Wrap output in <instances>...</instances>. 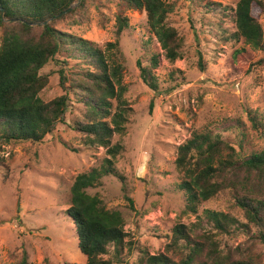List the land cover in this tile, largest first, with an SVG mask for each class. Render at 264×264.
I'll return each instance as SVG.
<instances>
[{"label": "rangeland", "instance_id": "374dc122", "mask_svg": "<svg viewBox=\"0 0 264 264\" xmlns=\"http://www.w3.org/2000/svg\"><path fill=\"white\" fill-rule=\"evenodd\" d=\"M165 1L174 5L168 21L183 38L182 58L174 63L166 59L149 29L145 11L127 12L129 28L123 33L120 46L125 57L123 82L128 87L125 99L133 112L126 134H116L112 140L113 145L125 147L116 162L125 182L108 176L103 178L102 186L88 191L98 195L107 209L119 210L135 245L151 254L164 250L178 224L199 223L200 227L211 229L209 223H202L186 211L185 195L178 189V147L196 130L232 137V121L248 122V110L264 112V53L252 50L243 40H227L236 32L233 16L240 0ZM209 2L226 7L230 16L210 7ZM117 9L116 0H89L78 14L56 21V27L105 49L107 43L115 40ZM259 19L264 23V13ZM102 20H106L104 26ZM4 22L8 21L4 18ZM243 48L251 50L253 57L240 63L233 55ZM153 55L159 56L155 71L158 91L143 83L137 64L141 61L142 66L148 65ZM200 59L204 71L198 66ZM69 67L76 78L80 68L75 62ZM57 69L56 63L51 62L43 70L50 76L48 87L40 94L46 102L66 92L60 86ZM68 92V107L43 143L3 145L0 151L9 166L7 170L0 167V264L87 262L66 211L71 206V188L77 176L99 168L109 155L106 148L89 147L86 137L76 131L86 109L73 89ZM113 102L115 110L117 102ZM256 144L257 150L264 148L263 142ZM235 195L231 188L219 193L199 208L200 216L203 218V212L210 210L249 224L236 205ZM250 227L253 234L259 230L252 224ZM218 240L226 250L248 252L253 248L264 264L261 241L254 240V246L243 232L219 235ZM138 255L136 251L130 261Z\"/></svg>", "mask_w": 264, "mask_h": 264}, {"label": "trees", "instance_id": "16d2710c", "mask_svg": "<svg viewBox=\"0 0 264 264\" xmlns=\"http://www.w3.org/2000/svg\"><path fill=\"white\" fill-rule=\"evenodd\" d=\"M0 1L8 21L4 22L0 16V151L3 145L43 143L62 119L71 88L86 109L84 119L76 124V131L86 137L89 147L106 148L109 155L99 168L77 176L71 188V206L66 211L75 225L86 264H261L262 257L253 248L248 252L226 250L218 236L243 232L250 236L254 246V240L264 243V148L255 147L256 141L264 143V112L248 110V122L232 121V137L225 138L224 134L211 130H196L178 147L175 162L181 174L178 189L185 195L186 211L202 223H209L211 229L200 227L199 223L178 224L173 228L171 241L157 254L135 245L125 229L123 214L107 209L98 195L88 192L102 186L103 178L108 176L125 182V177L116 169L117 159L125 147L113 145L112 140L116 134H126L133 112L125 99L128 87L123 82L125 57L120 46L121 37L129 28L127 12H146L151 33L166 59L174 63L182 58L184 46L183 38L168 21L174 5L165 0H116L115 40L102 49L56 27V21L78 14L89 0H80L79 6L76 5L79 0ZM73 5L74 9L69 11ZM208 5L230 16L221 4L209 2ZM262 13L264 0H240L233 16L236 32L227 40H243L252 50L264 53V23L259 19ZM51 19L54 20L45 24ZM105 21L102 20V26ZM252 54L243 48L233 56L245 63L252 59ZM51 62L56 63L60 86L66 92L46 102L40 94L50 83V76L43 70ZM71 62L80 68L76 78L70 73ZM137 64L143 83L158 91L155 71L159 56H151L148 65L142 66L141 61ZM198 66L205 70L202 59ZM113 101L117 102L115 110ZM0 167L9 169L1 154ZM228 188L235 191L236 205L249 224L210 210L203 212V218L200 216L199 208ZM250 224L259 230L253 234ZM136 251L139 255L131 262Z\"/></svg>", "mask_w": 264, "mask_h": 264}, {"label": "water", "instance_id": "95a60500", "mask_svg": "<svg viewBox=\"0 0 264 264\" xmlns=\"http://www.w3.org/2000/svg\"><path fill=\"white\" fill-rule=\"evenodd\" d=\"M79 4H80V0H79V2H78L76 5L79 6ZM73 7H74V5L71 6V7L69 8V11H70L71 9H73ZM4 14H5V10L3 9L2 4H1V1H0V16H1V18H2L3 20H4ZM59 16H61V15H59ZM59 16H58V17H59ZM53 20H54V19H51V20L47 21L45 24H49V23H51Z\"/></svg>", "mask_w": 264, "mask_h": 264}]
</instances>
